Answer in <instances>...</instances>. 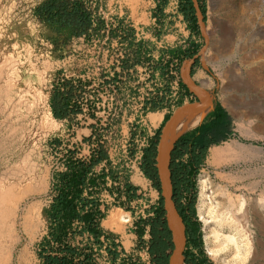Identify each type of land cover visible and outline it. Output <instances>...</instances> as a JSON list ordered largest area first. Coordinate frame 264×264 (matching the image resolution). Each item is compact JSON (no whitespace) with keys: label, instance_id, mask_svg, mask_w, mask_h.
Masks as SVG:
<instances>
[{"label":"rangeland","instance_id":"obj_1","mask_svg":"<svg viewBox=\"0 0 264 264\" xmlns=\"http://www.w3.org/2000/svg\"><path fill=\"white\" fill-rule=\"evenodd\" d=\"M41 1L0 0V180L1 187H11L14 201L17 199L12 228L0 224V264H5L4 256H9L6 264H41L39 243L48 231L46 209L54 196V174L65 169L69 148L78 150L80 156L91 151V144L83 141L90 135L88 127L57 119L52 112L54 90L69 80L74 84L81 80L85 90L77 87L76 94L99 106L101 121L88 117L82 123L97 124L114 165L123 163L118 167L122 178L126 168L129 180L139 186V198L125 205L116 204L108 192L102 195L109 209L101 225L114 235L123 258L148 260L135 228L140 218L150 216L148 210L158 202L160 192L139 165L148 138L158 130L162 133L167 122L165 117L154 121L152 114L171 117L183 104L200 103L206 96L213 104L202 122L209 120L211 110L220 104L231 117L232 134L209 148L197 176L195 206L204 249L213 264H264V258L254 260L244 249L237 255L232 244L227 246L223 238L216 237L212 209L201 188V178L208 175L214 184L246 197V205L237 208L238 215L244 217L249 212L250 230L264 254V216L254 208L257 201H264V67L248 64L251 57L264 53V3L194 0L199 24L196 33L179 10L180 0H168L163 13L158 10L161 0H95L98 14L107 21V32L116 28L126 35L121 25L134 28L135 43H141L140 63L122 70V59L130 58L137 45L121 43L119 35L95 37L91 42L74 38L56 45L53 37L57 35L34 13ZM192 40L199 44L194 57L180 61L171 54L173 49L187 48ZM115 71L122 72L120 88L112 83ZM183 81L190 89L182 87ZM153 102L160 107L151 109ZM202 109L203 104L179 114L186 112L189 117ZM88 111L85 104L83 112ZM202 122L188 126L175 141ZM228 145L232 151L226 157H212L215 147ZM130 146H135L137 158L130 157ZM136 174L145 179V185L134 180ZM2 204L5 207L7 203ZM112 213L116 218L107 222ZM185 249L186 240L182 252ZM98 260L109 264L103 255Z\"/></svg>","mask_w":264,"mask_h":264},{"label":"trees","instance_id":"obj_2","mask_svg":"<svg viewBox=\"0 0 264 264\" xmlns=\"http://www.w3.org/2000/svg\"><path fill=\"white\" fill-rule=\"evenodd\" d=\"M94 1L42 0L35 7L34 13L41 23L57 35L53 37L56 45L68 44L74 38H85L91 42L95 37L102 38L108 28L106 19L98 14V5H93ZM167 2L168 0L160 1L159 13H163ZM179 10L190 23L191 29L199 33L194 0H180ZM201 10L205 15L203 5ZM120 28L126 30L127 34H120L115 28L109 30V36L112 38L119 35L121 43L129 41V46H138L134 48L130 58L122 59V70H125L140 63L141 43H135L134 28L125 29L122 25ZM198 50L199 44L192 40L187 49H173L171 54L177 55L182 61L183 58L194 57ZM130 60L133 62L130 63ZM121 73L115 71L113 75L112 83L116 88H120V83H123ZM181 85L186 87L183 82ZM62 87L54 90L50 100L53 115L57 119H69L74 125L91 128V134L83 137V141L91 144V151L88 155L80 156L78 150L69 148L64 156L65 169L54 174V196L46 209L48 231L39 243L38 255L41 264H101L98 256H102L100 250L104 245L111 264H170L175 242L167 217L158 168L155 166L161 130L149 139L139 165L160 192L153 214L140 218L135 228L141 247L147 248L148 263L141 256L135 260L123 258L122 251L119 250L120 244L101 225L109 209V205L103 200V193L108 192L115 196L116 204L125 205L139 198V186L129 180V175L121 179L119 165H114L106 145L107 140L99 132L97 124L82 123V119L86 120L88 117L97 122L101 121L96 113V101L75 92L77 87L81 92L85 90L82 81L74 84L73 80H69ZM148 103L150 102H146L147 105ZM85 104L88 112H83ZM159 107L156 102L150 106L151 109ZM81 113L83 117L79 118ZM169 117L170 114H166L164 123ZM231 122L226 109L217 104L210 112V119L182 134L171 150L168 167L173 188L172 199L185 224V264H213L204 249L201 223L197 219V176L206 161L209 148L232 134ZM136 153L135 146H130V157H136ZM110 180L112 184L109 183ZM185 198L186 203L183 202ZM148 227L150 239L147 242L144 236Z\"/></svg>","mask_w":264,"mask_h":264},{"label":"bare ground","instance_id":"obj_3","mask_svg":"<svg viewBox=\"0 0 264 264\" xmlns=\"http://www.w3.org/2000/svg\"><path fill=\"white\" fill-rule=\"evenodd\" d=\"M261 2L264 3V0H261ZM242 8L244 9L245 6L243 5ZM248 64L249 65L259 64L261 67L262 66L264 67V53L257 54L251 57V59L248 60ZM205 97H204L205 101L202 98L200 103L191 104V105L185 104L180 106L170 117V119L167 120L164 126V131L165 134L167 135V143L159 167L161 168V175L163 178L164 194L166 197V208L168 211V218L170 221V225L175 232L176 242L178 243V249L172 256L171 264H182V248L186 238L184 235L185 226L184 223L182 222V217L177 212L176 208L174 207V203L171 199L172 184L170 181V169L168 167V163L170 160V151L172 150V145L176 137L180 134V132L187 129L188 126L192 127V125H196L202 122L206 117L208 111L212 107L213 101L212 100L210 101V99ZM202 104H203V109L196 115H192L191 113L189 114L190 116L188 117L186 112L179 114V112L184 109L196 110L200 108ZM152 116H153L152 117L153 120L156 121L157 119H161L163 117V114L155 113ZM230 151H232L231 145H228L226 148L223 149L219 147H215V149L212 151V157L224 158L228 155ZM134 180L139 184L141 183L142 185H145V179L140 174H136L134 176ZM1 181L2 180H0V224H5L10 230L12 228V215L14 213V207L16 206L14 204L15 201H17V199L14 201L11 187H5V188L1 187ZM201 188H202V194L207 199V201L205 200V202L207 203L209 202L210 208L212 209L211 213H213V218H214L213 221L216 225L214 229V234L216 235V237L220 239L223 238L227 246L228 244H232L233 248H235L236 250L237 255H242V249H244L247 255L253 256L254 260L264 258V254L260 253L259 251L260 244L257 245L255 236L252 235V232L249 227V223H250L249 212L246 213L247 215H245L244 217L242 216L243 218L239 216L240 212H238L239 210L238 206L240 205L242 207L246 205L247 203L246 197L244 195L236 196L231 191H229V188H226L222 185L214 184L211 178L208 177V175H204L201 178ZM2 203H7V204L5 207H2L3 205ZM254 208H257L259 213L261 215L263 214L264 216V201L262 200L257 201V207ZM114 217L115 215L112 213L110 215L109 220H107V222H110V219L112 220L114 219ZM124 218L125 216H122V219ZM211 253L213 254L215 253V251L212 250ZM4 257H3L4 263L6 264L9 260V256H4Z\"/></svg>","mask_w":264,"mask_h":264},{"label":"water","instance_id":"obj_4","mask_svg":"<svg viewBox=\"0 0 264 264\" xmlns=\"http://www.w3.org/2000/svg\"><path fill=\"white\" fill-rule=\"evenodd\" d=\"M166 143H167V135L165 134V131H164V128L162 130V133L160 135V139H159V144H158V149H157V157H156V160H157V163L155 164L156 168H158V173H159V176H160V180H161V184H162V193L163 195L164 194V184H163V178H162V175H161V168L159 167V164H160V161L162 159V156L164 154V149L166 147ZM170 158H171V151H170ZM169 163H170V160H169ZM171 181V179H170ZM172 184V183H171ZM172 199V197H171ZM173 201V199H172ZM174 203V202H173ZM174 207H175V204H174ZM176 208V207H175ZM167 209V208H166ZM177 210V209H176ZM178 212V211H177ZM182 222H183V219H182ZM184 223V222H183ZM169 225H170V221H169ZM185 226V224H184ZM170 228L173 232V240L175 242V249L171 255V259H170V264H171V260H172V256L174 255V253L177 251L178 249V243L176 242V239H175V232L174 230L172 229L171 225H170ZM184 235H185V229H184ZM185 238H186V235H185ZM182 256H183V252H182Z\"/></svg>","mask_w":264,"mask_h":264},{"label":"crops","instance_id":"obj_5","mask_svg":"<svg viewBox=\"0 0 264 264\" xmlns=\"http://www.w3.org/2000/svg\"><path fill=\"white\" fill-rule=\"evenodd\" d=\"M105 32V34H104V36L102 37V38H104V37H108L109 36V32H107V31H104ZM98 38H100V37H98ZM182 49H187V48H183L182 47ZM183 83L186 85V87L188 88V89H190L189 88V86L183 81ZM182 87H185V86H183L182 85ZM184 90H185V88H183ZM190 91V90H189ZM209 98V97H208ZM211 99V98H210ZM213 101V100H212ZM186 104V103H185ZM185 104H183V105H185ZM96 113H97V115H99L98 113H99V106H98V104L96 103ZM154 110V109H153ZM155 113H153L152 115H154ZM159 114V113H158ZM153 117V116H152ZM165 116H164V114H163V117L161 118V119H157V120H162L163 118H164ZM88 129L90 130V134H91V128H89L88 127ZM152 136H150L149 138H148V140H147V143L149 142V139L151 138ZM148 145V144H147ZM146 147V146H145ZM143 154V153H142ZM138 157V156H137ZM136 157V158H137ZM114 163V162H113ZM119 166H123V163L121 162V163H119L118 164ZM125 170H127V172H126V175H129V173H128V169H126V168H124ZM121 173V172H120ZM121 179L123 180V178H122V176H121ZM110 184H112V181L110 180V182H109ZM115 197V196H114ZM158 204V202H155V203H153V205H152V207H151V209H149L148 210V215H152L153 214V209L156 207V205ZM145 217V216H144ZM148 230H149V227H148V229H147V232H146V234H145V236H144V238L146 239V241L148 242L149 241V236H148ZM96 249H97V247H96ZM100 252L102 253V255L104 256V258H105V260H108L109 259V255H108V251H107V249H106V245H104L102 248H101V250H100ZM107 255V256H106ZM110 260V259H109ZM109 262V264H111V261H108Z\"/></svg>","mask_w":264,"mask_h":264},{"label":"built area","instance_id":"obj_6","mask_svg":"<svg viewBox=\"0 0 264 264\" xmlns=\"http://www.w3.org/2000/svg\"><path fill=\"white\" fill-rule=\"evenodd\" d=\"M145 249V251L147 252V248H144ZM148 253V252H147ZM144 261H146V260H144ZM147 262L149 263V254H148V260H147Z\"/></svg>","mask_w":264,"mask_h":264}]
</instances>
